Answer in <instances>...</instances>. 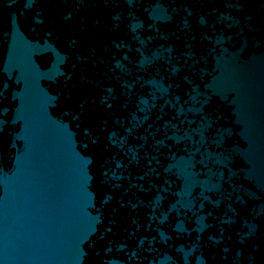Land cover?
Here are the masks:
<instances>
[{"label": "water", "instance_id": "obj_1", "mask_svg": "<svg viewBox=\"0 0 264 264\" xmlns=\"http://www.w3.org/2000/svg\"><path fill=\"white\" fill-rule=\"evenodd\" d=\"M0 264H264V0H0Z\"/></svg>", "mask_w": 264, "mask_h": 264}]
</instances>
